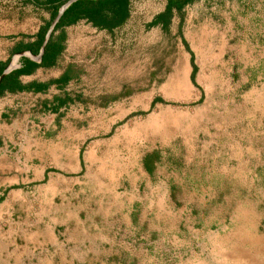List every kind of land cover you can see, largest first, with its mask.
<instances>
[{
	"label": "rangeland",
	"instance_id": "obj_1",
	"mask_svg": "<svg viewBox=\"0 0 264 264\" xmlns=\"http://www.w3.org/2000/svg\"><path fill=\"white\" fill-rule=\"evenodd\" d=\"M34 1L0 0V52L47 21ZM165 3L72 29L80 110L58 134L79 167L53 165L78 181L52 202L85 223L91 264H264V0H195L148 25Z\"/></svg>",
	"mask_w": 264,
	"mask_h": 264
},
{
	"label": "crops",
	"instance_id": "obj_2",
	"mask_svg": "<svg viewBox=\"0 0 264 264\" xmlns=\"http://www.w3.org/2000/svg\"><path fill=\"white\" fill-rule=\"evenodd\" d=\"M82 21L87 20L81 19L53 32V39L60 33L65 37L64 49L53 66L37 67L19 76L21 84L37 86L41 91L0 96V264H81L84 261L91 264L93 261V253L79 252L75 246L85 240V223L75 212L71 213L69 201L66 207L52 202L56 193L68 192L69 183L74 186L78 181L75 174L65 176L57 172L59 167L53 163L69 169L79 167L77 154L60 162L64 137L59 136L58 129L65 124L64 114L80 110L78 94L72 88L76 77L65 55V46L71 39L72 29ZM44 23L39 22L30 35L16 36L7 51L0 52V61L35 42L36 33ZM89 24L94 32L100 29ZM37 55L29 51L16 52L11 55L8 66L10 70L25 69L27 62L23 58L38 63L41 58L35 60ZM36 197L44 203L38 216L30 211ZM18 209L26 210V214L14 217ZM61 210H65L63 218L58 216ZM58 225H65V230L71 234L62 241L55 233ZM94 228H97L96 223Z\"/></svg>",
	"mask_w": 264,
	"mask_h": 264
},
{
	"label": "trees",
	"instance_id": "obj_3",
	"mask_svg": "<svg viewBox=\"0 0 264 264\" xmlns=\"http://www.w3.org/2000/svg\"><path fill=\"white\" fill-rule=\"evenodd\" d=\"M68 0H40L34 3L41 9L49 12V18L40 27L36 33V40L31 45H24L20 50L11 52L8 59L0 61V96L4 93H16L20 91H41L39 87H33L31 84H21L19 76L26 72H31L37 67H51L56 58L64 49L65 37L60 33L53 39V32L67 25H72L81 19H86L94 26L100 29L111 30L118 26L127 15L129 0H76L70 4L61 15L59 21L53 28V31L47 40L41 59L38 63L23 58L27 67L9 70L5 74L10 57L16 52L29 51L32 55H37L40 51L46 31L50 22L56 16L58 9ZM195 0H166L162 12L153 17L148 25H166L173 11L181 12L183 8ZM66 82V81H65ZM154 101H152L153 103Z\"/></svg>",
	"mask_w": 264,
	"mask_h": 264
},
{
	"label": "water",
	"instance_id": "obj_4",
	"mask_svg": "<svg viewBox=\"0 0 264 264\" xmlns=\"http://www.w3.org/2000/svg\"><path fill=\"white\" fill-rule=\"evenodd\" d=\"M74 1L76 0H68L67 2H65L57 11V14L56 16L53 18V20L50 22L49 24V27L46 31V34H45V37H44V40L42 42V45H41V48H40V53L37 55L36 59L35 60H39L41 58V55L43 53V50H44V46L49 38V35L51 33V31L53 30L54 26L56 25V23L59 21L61 15L63 14V12L66 10V8L72 4ZM20 54H23V53H20ZM10 70V67L8 66L7 69L4 71L3 74H5L6 72H8Z\"/></svg>",
	"mask_w": 264,
	"mask_h": 264
}]
</instances>
